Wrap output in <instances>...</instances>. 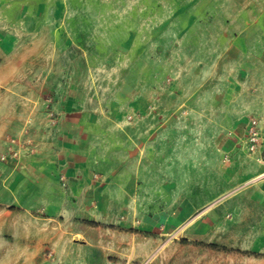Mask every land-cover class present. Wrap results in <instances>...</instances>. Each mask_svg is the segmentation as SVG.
<instances>
[{"label":"rangeland","instance_id":"374dc122","mask_svg":"<svg viewBox=\"0 0 264 264\" xmlns=\"http://www.w3.org/2000/svg\"><path fill=\"white\" fill-rule=\"evenodd\" d=\"M262 150L264 0H0V264H196Z\"/></svg>","mask_w":264,"mask_h":264},{"label":"crops","instance_id":"0c3cea01","mask_svg":"<svg viewBox=\"0 0 264 264\" xmlns=\"http://www.w3.org/2000/svg\"><path fill=\"white\" fill-rule=\"evenodd\" d=\"M263 152H259L260 158ZM256 183L264 189V182ZM248 184L233 185L230 188L238 192L222 199L212 198V202L195 209L199 243L196 264H210V259L211 264H264V196L254 195ZM191 216L187 207L180 208L176 217L168 218V233L179 229L189 231L193 225L189 223Z\"/></svg>","mask_w":264,"mask_h":264},{"label":"built area","instance_id":"2783aa9c","mask_svg":"<svg viewBox=\"0 0 264 264\" xmlns=\"http://www.w3.org/2000/svg\"><path fill=\"white\" fill-rule=\"evenodd\" d=\"M256 125H257V122L253 121L249 129V136L247 139L248 143L250 144L248 149L251 153H256L257 151H259L258 145H259L260 139H259V133L256 131Z\"/></svg>","mask_w":264,"mask_h":264}]
</instances>
